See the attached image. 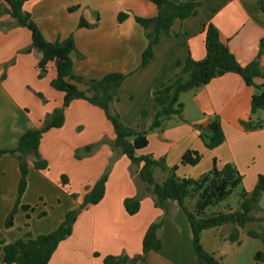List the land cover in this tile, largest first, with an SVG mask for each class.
I'll use <instances>...</instances> for the list:
<instances>
[{"label":"crops","instance_id":"crops-1","mask_svg":"<svg viewBox=\"0 0 264 264\" xmlns=\"http://www.w3.org/2000/svg\"><path fill=\"white\" fill-rule=\"evenodd\" d=\"M186 1L171 0V3L178 5ZM100 2L107 4L108 8L105 11L93 9V17H87L94 23L91 25L93 28L72 26L78 16L76 19L68 17L67 9ZM197 2L199 7L193 16L175 20L169 37L163 34L159 36L158 44L153 47V55L143 68L139 65L146 39L134 18L149 19L157 14L156 8L145 0H32L23 5V11L30 14L46 41L52 43L72 36L77 53L71 54L75 75L86 80H99L111 72L127 75L118 89V100L110 105L109 110L117 114L126 127L147 131L157 111L153 92L175 75L184 81L188 79L175 68L177 62L187 56L194 61L205 57L203 28L207 23L217 29L220 40L228 46L241 67L256 59L259 42L264 40V12L256 0ZM0 11V124L7 123L5 137L16 147L23 133L40 127L54 109L61 107L63 95L49 86L55 77L53 68L51 76L47 77L46 73L44 78H37L35 67L41 54L37 51L22 54L30 46V33L16 26L15 21L4 12L1 2ZM119 14L126 15L122 23L117 22ZM66 18L71 26H60V19ZM259 63L264 66V56L259 58ZM7 65L3 71L2 67ZM255 83L260 84L261 81L256 80ZM253 92L254 89L247 87L239 76L225 74L196 91L181 94L179 100L184 105L183 121L173 118L165 123L161 131L149 132L148 145L138 155L162 159L167 168L177 166L175 175L178 178H198L211 169L213 160L218 168L231 164L242 177L248 178L246 186L242 188L250 192L257 176L264 175V128L245 131L239 124L249 119L264 123V110L250 115L249 103ZM32 113L34 116H31ZM141 113L145 114L142 123ZM212 117H217L221 122L224 142L213 150H207L196 126H205ZM108 124L100 109L81 100L73 101L65 110L63 126L47 131L41 138L38 151L47 163L49 156L58 159L63 152L73 153L80 146L100 143L99 150L85 160V165L76 167L78 172L81 171L77 175L86 179L83 196L86 189H90L102 176L105 157L109 160L116 153L111 147L113 131ZM103 131L108 137L106 140L102 138ZM78 132L83 134L82 139H73ZM90 135L91 139L88 138ZM43 146L46 149H42ZM187 150L201 155L200 162L194 167L179 165L181 156ZM14 166L15 163L13 169ZM17 170L19 173L18 163ZM0 173L6 175L1 167ZM14 178L18 179V176L13 177V183L8 187L4 180L0 184L2 219L9 215L18 198V180ZM137 196L141 197L139 212L128 216L123 202ZM42 198L26 197L24 191L12 227L23 223L24 217L28 216L29 212L26 214L21 206L33 209ZM78 206L79 203L71 201L69 207L59 209L54 219L41 224L39 229L32 230L33 227H30L15 232L2 229L0 224V237L5 244H10L27 236L34 238L48 234L58 227L67 212ZM258 206L264 211V194ZM166 209L169 215L164 216L159 232L162 248L158 252H150L146 263L198 264L185 215L172 201L166 205ZM163 215L164 211L154 207L153 198L138 180L135 168L125 157H119L107 178L103 199L79 213L71 235L57 246L48 264H102L106 256H136L140 253L146 229ZM256 229V224L246 226V230ZM229 230V226H224L204 231L201 235L204 250L220 258L222 264H255L253 256L263 251L261 243L242 234L239 245L230 244L226 240Z\"/></svg>","mask_w":264,"mask_h":264},{"label":"trees","instance_id":"trees-1","mask_svg":"<svg viewBox=\"0 0 264 264\" xmlns=\"http://www.w3.org/2000/svg\"><path fill=\"white\" fill-rule=\"evenodd\" d=\"M32 0H0L4 12L15 21L17 27L25 28L30 33V46L23 50L24 54L37 51L41 54L36 64L37 78L42 79L51 65L55 77L49 86L63 95L62 105L54 109L43 121L39 128L26 131L18 140L13 151H0V157L6 153L15 155L18 162L20 179L18 182V198L13 210L6 218L5 225L10 227L13 215L20 203L26 187L28 172L27 160L34 158L33 167L43 171L47 169L46 161L40 158L39 144L43 134L51 129L63 126L65 110L73 101H84L100 109L113 131L111 147L116 148L127 159L131 167L135 168L138 180L143 183L145 190L153 198L154 207L164 211L163 217L152 222L146 229L142 240L141 250L136 256H106L102 264H147L146 258L150 252H158L162 248L159 232L163 225L164 216L169 215L166 205L172 201L177 204L185 215L191 233L192 249L198 264H222L220 258L204 250L201 244V235L204 231L229 226L230 230L226 240L230 244L239 245L242 234L248 238L258 240L263 251L254 254L255 264L264 263V211L258 206L259 199L264 194V175H258L250 192L241 190L238 194L239 201L235 210L227 209L224 212L209 214L207 209L215 207L225 201L242 182V176L231 164L218 168L216 161L212 167L196 179L178 178L175 175L177 166L167 168L162 159H154L150 155H138V152L148 145L147 135L154 130L161 131L166 122L175 118L183 121L184 105L180 102L181 94L196 91L207 85L211 80L225 74L239 76L247 87H252L254 92L250 97V115H255L264 110V66L259 63V58L264 56V40L259 42V52L254 61L245 67L239 66L228 46L219 38L217 29L207 23L204 28L205 57L194 61L187 56L183 61L177 62L176 69L188 76L183 80L179 75L163 84L153 92L157 104L153 122L147 131L126 127L119 116L112 113L109 107L118 100V89L127 75L119 72L105 74L99 80H86L73 72L71 54L76 53L72 36L48 42L32 20L30 14L23 11V5ZM157 10L154 18L135 17L145 35L146 47L141 54L140 68L146 66L153 55V47L158 44L159 36L169 37L170 28L175 20H184L193 16L199 7L197 0H187L184 3L173 5L171 0H145ZM260 10L264 12V0H256ZM77 7L67 9L75 11ZM2 11H0V16ZM126 15L119 14L117 22L122 23ZM92 26L80 18L77 28L88 29ZM77 54V53H76ZM80 58V55L78 54ZM260 80V84L255 81ZM83 87V89H82ZM141 113V123L144 120ZM240 126L245 131H254L264 128L261 121H240ZM199 138L205 149L213 150L224 142L221 122L217 117L209 119L205 126H196ZM100 143L89 144L83 147L87 155L93 153ZM201 160V155L192 150H187L181 156L180 166H196ZM166 173V178L158 183L154 180V171ZM108 175L103 174L87 191L82 198L79 211L67 212L62 222L52 232L38 235L34 238L18 239L10 244H5L0 237V264H48L57 246L67 239L73 230L76 219L84 208L97 205L104 197L105 185ZM64 183L65 178L63 177ZM140 196L125 199L123 208L128 216H134L140 209ZM23 211L32 210L29 206H21ZM28 217V216H27ZM247 224H256V230H246Z\"/></svg>","mask_w":264,"mask_h":264},{"label":"rangeland","instance_id":"rangeland-1","mask_svg":"<svg viewBox=\"0 0 264 264\" xmlns=\"http://www.w3.org/2000/svg\"><path fill=\"white\" fill-rule=\"evenodd\" d=\"M107 8H108L107 4L100 2V3H93L92 5H88V6H82L81 8L79 7L75 11H72L70 13L66 12V13H67L68 17L72 16L74 19H76L78 16V18L76 19L77 24H78L79 19L82 18L85 21H87L91 26V25H94V23L90 22L87 19V17L88 16L90 18L93 17V13H92L94 11L93 9H96V10L99 9L101 11H105ZM67 19L68 18H66L65 20L60 19V26H62V27L71 26V23H68ZM76 20H75V22H76ZM64 21L67 23H65ZM75 22L72 23V26H77V24ZM22 54H24V53L22 52ZM7 67H8V65L2 67V70L3 71L6 70ZM51 74H52V66L50 65L49 68L47 69V75L46 76L49 77V76H51ZM31 116H34V113H32ZM256 121H261V120H253V122H256ZM41 125H42V123H41ZM108 126H109V124H108ZM7 127H8L7 123L6 124L5 123L0 124V151L10 152V151H13L15 149V145L11 144L10 140L6 139V137H5ZM109 128H110V126H109ZM97 131H98V129L96 126V132ZM81 134H82L81 132H78L77 135L73 139H75V140L77 138L82 139L83 134L82 135ZM2 136H4L5 138H1ZM88 138L91 139V135ZM102 138L105 140L108 138L105 132H104ZM91 144H95V143L93 142ZM83 147L84 146L78 147L77 149H75L73 151V153H70L69 151H68V153L63 152L62 155H59L58 159H56V157H54V156H51V157L49 156V159H48L49 161H48V163L46 162L47 163V169L43 170V171H39V170L34 169V167H33L34 158H32V157L28 158V160H27L28 172H27V176H26V187L24 190L26 193V197L28 196L29 198L30 197L35 198V196H42L43 198L41 199V201L39 200L38 202L35 203L38 205L33 206L32 210H29L27 212L25 211L26 214L29 212L28 213L29 217L25 218L23 216L25 220L23 223H21L19 225H16L13 227L11 225L10 227H6L5 221H6L7 217H5L4 219H2L0 217V224H2V229L12 230L15 232H21V230H26V229H29L30 227H33L32 230L39 229L41 227V224L51 222L54 219L55 215H57L59 209L69 207V203H71V201L75 202V203H79V206L76 207V209H75L77 212L79 211V207L82 203L81 202L82 198H83L82 196L85 192L84 191L85 189L83 186L85 185L86 179L82 178L81 176L80 177L78 176L81 174V171L78 172L76 167L78 165H85L84 164L85 160L88 157L93 156L97 152V150H99V147H96L93 150V153H90L87 155L86 153H84ZM112 148L116 153L113 154V156L111 158H109V160L108 159L106 160V157H105V160L103 162L104 167H102L103 168L102 175L107 174L109 176V173L111 172L113 165L119 160V157H121V158L124 157L119 152V150H117L114 147H112ZM42 149H46V147L43 146ZM38 153H39V151H38ZM0 158H1L0 161H3L0 164L2 172L4 170L6 172L5 176H3L2 173H0V179H1L0 184H1V181L4 180L5 181L4 184L7 187L10 186L11 182L13 183V177L15 175L18 176V179L14 178V180H18V182H19L20 177H19V173L17 170V163L18 162L16 160L15 155H12L10 153H6ZM40 158H41V156H40ZM13 163H15L14 169H13ZM76 163H79V164H76ZM91 163H92V161H90V164ZM13 172H16V174ZM166 175H167L166 173H164L160 170H157V171L155 170L154 180L156 182L160 183L166 178ZM63 177L66 179L65 183H64ZM242 180H243V183L241 182V184L238 186V188L233 191L231 196H229L225 201L221 202L217 206L207 209V212L209 214H212V213H216V212H224L225 210L231 209V208H232V210H235L237 208V204L239 201L238 194L240 193L241 190H243V188H242L243 185L246 186L245 184L247 183L248 178L245 176V177H242ZM88 190L89 189L87 188L86 191H88ZM0 214H1V211H0ZM15 214H16V212H15ZM14 215H13V217H14ZM32 215H34V217L31 219ZM27 237H29V236H27Z\"/></svg>","mask_w":264,"mask_h":264}]
</instances>
